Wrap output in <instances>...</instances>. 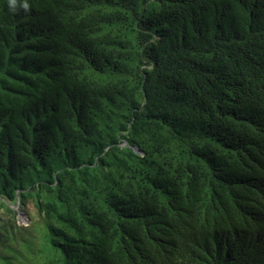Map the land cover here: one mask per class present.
Segmentation results:
<instances>
[{
	"label": "trees",
	"instance_id": "obj_1",
	"mask_svg": "<svg viewBox=\"0 0 264 264\" xmlns=\"http://www.w3.org/2000/svg\"><path fill=\"white\" fill-rule=\"evenodd\" d=\"M27 2L0 0V264H264V0Z\"/></svg>",
	"mask_w": 264,
	"mask_h": 264
},
{
	"label": "rangeland",
	"instance_id": "obj_2",
	"mask_svg": "<svg viewBox=\"0 0 264 264\" xmlns=\"http://www.w3.org/2000/svg\"><path fill=\"white\" fill-rule=\"evenodd\" d=\"M30 206L31 208L29 209V212L32 213L35 217H38L39 215L37 213L36 208L32 204ZM14 207L17 210V217L19 224L29 225L30 222H28V217L26 213H24L23 210L20 209L19 204L18 203L15 204Z\"/></svg>",
	"mask_w": 264,
	"mask_h": 264
},
{
	"label": "clouds",
	"instance_id": "obj_3",
	"mask_svg": "<svg viewBox=\"0 0 264 264\" xmlns=\"http://www.w3.org/2000/svg\"><path fill=\"white\" fill-rule=\"evenodd\" d=\"M8 4L10 10L15 11L18 4V0H8ZM22 7H24L25 9L29 7L27 0H23Z\"/></svg>",
	"mask_w": 264,
	"mask_h": 264
},
{
	"label": "water",
	"instance_id": "obj_4",
	"mask_svg": "<svg viewBox=\"0 0 264 264\" xmlns=\"http://www.w3.org/2000/svg\"><path fill=\"white\" fill-rule=\"evenodd\" d=\"M27 215V214H26ZM27 217H28V222H30V219H29V216L27 215Z\"/></svg>",
	"mask_w": 264,
	"mask_h": 264
}]
</instances>
